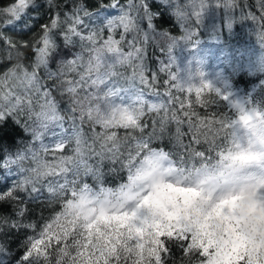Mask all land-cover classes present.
Wrapping results in <instances>:
<instances>
[{
    "label": "snow or ice",
    "instance_id": "snow-or-ice-1",
    "mask_svg": "<svg viewBox=\"0 0 264 264\" xmlns=\"http://www.w3.org/2000/svg\"><path fill=\"white\" fill-rule=\"evenodd\" d=\"M32 3L7 0L0 5V41L7 53L3 59L14 60L0 74V141L12 135L11 121L33 142H41L39 150L32 143L17 151L15 158L0 159V168L10 171V164L29 158L33 164L30 168L20 166L14 174L21 179L0 187V206L9 207L7 214H0V231H35L37 225L23 223L22 218L29 202L43 201L42 188L48 193V204L59 201L61 210L36 235L26 238L17 264H177L174 251L181 253L179 264H264V174L250 183L237 179L221 192L206 187L211 184V178H202L206 163L193 172L184 158L187 153L190 159L210 161L212 157L196 151L193 144L203 138L213 151L218 147L217 138L224 136L230 146L216 153L221 164L256 159L242 147L234 128L236 121L197 116L194 124L191 117L196 114L184 112L188 118L185 133L181 130L183 119L175 113L169 119L164 105L149 103L137 87V83L150 84L145 76L144 49L137 46V37L144 32L142 23L157 31L154 17L158 13L150 9L148 0H128L127 8L112 0L107 7L116 9L118 15L94 27L85 23L93 13L84 0H73L67 10L59 9L56 0H46L50 16L29 40L7 35V26ZM257 4L258 18L250 12L239 18L259 19L264 27V0ZM183 7L175 4L173 15L187 20L191 14ZM194 14L199 21L200 12ZM105 29L107 39L102 35ZM117 29L123 30L120 40L113 39ZM129 33L133 35L125 52L123 42ZM159 35L170 41V52L177 38L163 30ZM181 38L187 40L189 33ZM25 59H30L29 65ZM117 65L130 67L131 75L117 71ZM166 68L170 66L160 71ZM70 74L74 75L69 78ZM168 75L165 84L171 81L172 87L185 90L171 71ZM186 88L189 92L195 88L197 102L205 90L219 95L218 89L207 84ZM180 106L184 107L183 102ZM161 108L163 116L159 115ZM149 113L157 114L150 124L146 119ZM254 117L264 123V115L243 109L239 121L248 127ZM66 120L71 131L65 127ZM173 122L174 133L169 128ZM46 133L51 134L52 145L42 142ZM188 134L192 139L185 144L183 137ZM166 137L181 151L178 160L170 159L169 167L161 171L160 160L170 154L153 145ZM72 141L73 154L64 155ZM248 144L251 147L250 140ZM49 153L51 160L45 158ZM105 169L108 174L125 172L126 180L96 191L82 182L89 176L102 182Z\"/></svg>",
    "mask_w": 264,
    "mask_h": 264
},
{
    "label": "trees",
    "instance_id": "trees-1",
    "mask_svg": "<svg viewBox=\"0 0 264 264\" xmlns=\"http://www.w3.org/2000/svg\"><path fill=\"white\" fill-rule=\"evenodd\" d=\"M6 2L7 0H0V5ZM56 2L59 9L67 10V8L71 7L73 0H56ZM111 2L112 0H84L85 6L89 7L93 13L85 20V23L94 27L101 24L107 17L118 15L116 9L107 7V4ZM119 3L127 8L128 0H119ZM201 3H203V8H201ZM148 4L154 13H158V15L154 17V25L157 31L152 32L147 29L146 22L142 23L144 32L138 35L137 46L144 49V64L147 68L145 76L150 84L149 86H145L137 83V87L144 91L145 98L149 103L153 101L154 104H163L164 108L168 110L167 114L169 119L172 117L173 113L183 119L185 121L181 125V130L183 132L188 133V118L184 116V112L188 111L185 107L181 108L180 106L181 102H183V100H181L184 96L183 91L172 87L171 81L165 84V80H169V71L174 74L176 81L184 86L186 90V87L189 86L201 87L203 84L208 85L211 82L215 83V81L221 83L227 82V84H230L233 91L239 95L242 102H251L254 104L264 102V27L261 26L259 19L251 21L239 18L244 12H250L258 18L261 13L257 0H148ZM175 4L186 6L183 7L182 10L191 14L187 20L177 19L173 15ZM194 12H200L199 21H197ZM134 14L135 13H133V15ZM49 16L50 10L47 7L46 0H33V3L25 13H22L19 19H14L12 23L7 26L9 30L6 34L13 36L17 40H29L33 32L37 31L40 24L46 22ZM182 24L183 27H181ZM161 30L167 31L170 36L177 38L176 44L170 52L168 51L170 41L159 35ZM122 31V29H117L113 34V39L120 40V33ZM186 31L189 33V38L187 40L181 38L186 35ZM145 33L147 34L146 39ZM84 34L87 35V30H85ZM102 35L103 39H107L108 32L106 29ZM132 35V33L127 34L123 42V50L125 52L129 50L127 41L132 39ZM4 47L3 42L0 41V74L14 63V60L8 61L3 59V57L7 55L4 51ZM65 51L68 50L66 49ZM24 63L29 65L30 59H25ZM166 65H169L170 68H166L164 72H161L160 69ZM55 67V63H53V70ZM116 70L124 72L125 75H131L132 72L130 67L120 65H117ZM41 75H43V70H41ZM71 75L74 74H70L69 78H71ZM153 75L156 76L155 81H152ZM47 83L50 84L51 81H47ZM170 96L172 98L171 102ZM164 108L160 109L163 111L162 116L164 115ZM223 109L226 110L227 108L224 107L222 110ZM61 114H63V112ZM207 115H209V117ZM204 117L206 118L202 119H212L213 117L217 119H228L221 110L214 114H212V112H207ZM191 119L194 124L198 123L196 117L192 116ZM8 124L11 125L14 130L15 125H12L11 121H8ZM214 126L219 127V125ZM65 127L69 128V131H71L67 120L65 121ZM175 127L176 125L174 122L169 124L172 133L175 132ZM84 129L87 131V125L84 126ZM55 130L59 131V129ZM22 133L23 130L20 132V130L17 129V136L22 137ZM12 135L13 137L15 136L14 134ZM11 136H5L3 141H0V159L4 157L15 158L17 151L29 145L25 144L23 141L19 144L15 138L12 142L10 140ZM191 139V134L185 135L183 137V142L188 144ZM35 142L38 144L41 143L40 141ZM42 142L45 145H52L53 138L51 134L46 133L43 136ZM216 144L218 147L213 151H209V144L204 142L203 138H201V143L193 144L196 151H203L207 156H211L212 159L210 161L193 160L185 153L184 158L188 169L193 171L196 168H201L205 163L207 166L212 165L215 161L219 160V156H217L216 153L220 149L227 150L230 146V142L226 140L224 136L218 137ZM20 146H22V148H20ZM153 146L164 149L170 154V159L173 161L178 160V154L181 149L175 146L174 140L166 137L162 142H154ZM35 148L39 150L40 146ZM41 155H43L42 151ZM193 163L195 164L193 165ZM9 166L12 169L11 171L0 168V187L11 186L14 180L21 179L19 175L14 174L20 166L30 168L33 164L29 158L22 161L20 164H10ZM105 173L102 182H97L90 176L83 178L82 182L88 183L89 186L96 191L99 190L100 187L114 188L119 183L124 182L126 176L125 172L108 174L107 169H105ZM38 187H40V185H38ZM41 192L43 199L46 200L48 193L44 191L43 188ZM20 195L23 196V193H20ZM4 206L5 209L2 211ZM6 206L7 205L0 206V214L8 213V211H6ZM55 207H61L59 201ZM34 210H37L36 212H41L37 207ZM40 227L41 226H39V228ZM25 229L26 228H22L21 231L24 232ZM15 230L9 229L6 230V232L9 231L12 236H15V233H20ZM27 230L28 229H26V231ZM28 234V232L25 235L23 234L24 237L22 236V239H24L25 236L27 238ZM1 242L2 238H0V247L5 246V244L2 245L3 242ZM173 256L177 262L180 261V252L174 251ZM15 261V258H10L5 261V263L13 264ZM5 263L4 261H0V264Z\"/></svg>",
    "mask_w": 264,
    "mask_h": 264
},
{
    "label": "rangeland",
    "instance_id": "rangeland-1",
    "mask_svg": "<svg viewBox=\"0 0 264 264\" xmlns=\"http://www.w3.org/2000/svg\"><path fill=\"white\" fill-rule=\"evenodd\" d=\"M210 89H218L219 90V95H217V93L215 92H208L207 90H205L204 92L201 93L200 96V101L201 102H197V96H196V91L195 88L193 89V91L189 92L186 89L183 91L184 96L181 98V100H183L184 102V107L187 109V111L189 113H195L196 115H193V117L197 116L199 118H206L204 116H206L207 112H212V114H214L217 111H220L225 114L227 116L228 119L230 120H235L236 121V125L234 126L236 134L240 137L241 141H243L245 139L246 136V131L243 127H241L240 125L242 124L239 121V115L241 114V109H243V111L245 113H249L251 114L253 112V110H255L256 112L260 113L261 115H264V102L259 103H244L242 102L241 98L239 97V95L236 94V92L233 91V89L231 88L230 84L226 83H221L218 81L211 82L208 84ZM227 96V99H222L221 97ZM211 100L212 103H208V101ZM150 103H153V101H151ZM226 107L227 109H223ZM163 111L160 110L159 115L162 116ZM157 114L156 113H151L148 114V116L146 117L148 123H151V119L153 117H155ZM209 117V115H207ZM14 130L13 133L15 136L13 137V135L11 136L10 140L13 142L14 138L20 143H22V141L25 144H32L34 143L35 147H39L40 144H38L37 142H32L31 140V136L28 134H25V132L23 131V136H17L16 132L17 129L20 130L21 132V128L19 129L18 126H14ZM120 135L123 136L124 132L123 130H120ZM75 147V143L74 141H72L69 145L66 146V149L63 151L64 155H72V149ZM20 148H22V146H20ZM19 149V147H18ZM46 159L51 160L52 159V155L51 153H49L46 157ZM195 170H193L194 172ZM125 180H126V176H125ZM118 186V185H117ZM206 187L211 188L213 190H215L216 188L213 187L211 184L206 185ZM113 188V187H112ZM221 192L224 191L222 189H219ZM217 194H219V192H217ZM58 204L55 203L53 204L54 206H56ZM47 206H50L47 202V199L43 201H36L34 203H29L28 204V209L32 210L33 208H46ZM5 209V206L2 208ZM61 209V207H60ZM6 211H9V207L6 206ZM46 213L45 212H36V213H29L26 214L24 218H22V222L23 223H30V224H35L38 225L37 228H39V226H43L48 220L45 219ZM27 229V228H26ZM26 229L24 230V232H22V228L21 229H14L16 232L19 231L20 233H15V236H12L11 233L8 231L6 232V230H9V228L4 229L3 231H0V238H2V245L5 244V246L0 247V259H3L5 257H7L8 255H11L10 253L14 252L16 247L19 245V243H25L24 240H26V236L24 239H22V236L24 237V235L28 232V230H30L31 228H28V230L26 231ZM32 230V229H31ZM26 231V232H25ZM24 235H23V234ZM29 233V232H28ZM36 235L37 233H33L30 232L27 236L30 237L32 235ZM12 236V237H11ZM17 237V238H16ZM25 251V250H24ZM24 251L18 252L16 253V255H14L16 261L13 264H17V261L20 260V257L24 254ZM179 252V251H178ZM179 263V262H177ZM171 264V262H170Z\"/></svg>",
    "mask_w": 264,
    "mask_h": 264
},
{
    "label": "clouds",
    "instance_id": "clouds-1",
    "mask_svg": "<svg viewBox=\"0 0 264 264\" xmlns=\"http://www.w3.org/2000/svg\"><path fill=\"white\" fill-rule=\"evenodd\" d=\"M240 126L246 131L245 139L241 141L242 147L251 151L257 158L246 162L225 160L223 164L219 160L215 161L207 166L202 177L203 179L211 178V185L224 191L228 190L237 179L250 183L260 174H264V123L258 122L254 117L248 127L242 124ZM249 140L251 147L248 144ZM169 160L170 158L160 160L161 171L169 167ZM201 168L203 169V166Z\"/></svg>",
    "mask_w": 264,
    "mask_h": 264
},
{
    "label": "bare ground",
    "instance_id": "bare-ground-1",
    "mask_svg": "<svg viewBox=\"0 0 264 264\" xmlns=\"http://www.w3.org/2000/svg\"><path fill=\"white\" fill-rule=\"evenodd\" d=\"M34 209H33V207H32V210L28 209L26 214L36 212L37 210L35 211ZM39 210L41 212H45L46 213L45 219L49 220L51 217H53L55 215L56 212L60 211L61 209L59 207L56 208L54 205H50V206H47L46 208H42V209L39 208ZM41 228L42 227L36 228V230L33 231V233H38L41 230ZM28 232L30 233V232H32V230H28ZM23 245H24V243H19V245L16 247L15 251L10 253L11 255H8L7 257H5L3 259H0V261L1 262L4 261V263H5V261H7L8 259L15 258L14 255H16V253L21 252V251H23L25 249ZM5 264H7V263H5ZM25 264H27V262H25Z\"/></svg>",
    "mask_w": 264,
    "mask_h": 264
}]
</instances>
